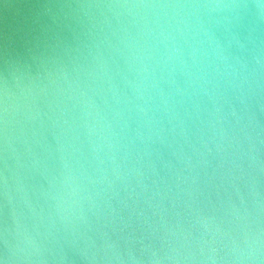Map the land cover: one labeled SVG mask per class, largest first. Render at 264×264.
Here are the masks:
<instances>
[{
  "label": "water",
  "instance_id": "water-1",
  "mask_svg": "<svg viewBox=\"0 0 264 264\" xmlns=\"http://www.w3.org/2000/svg\"><path fill=\"white\" fill-rule=\"evenodd\" d=\"M0 264H264V0H0Z\"/></svg>",
  "mask_w": 264,
  "mask_h": 264
}]
</instances>
